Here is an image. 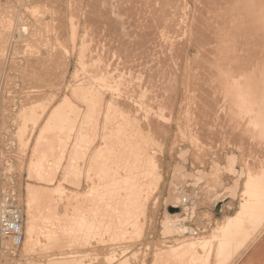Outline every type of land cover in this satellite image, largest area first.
<instances>
[{
	"label": "rangeland",
	"instance_id": "374dc122",
	"mask_svg": "<svg viewBox=\"0 0 264 264\" xmlns=\"http://www.w3.org/2000/svg\"><path fill=\"white\" fill-rule=\"evenodd\" d=\"M214 1L0 0V209L21 213L25 236L19 248L0 239V264H216L222 244L229 264H264V110L251 90L264 0ZM91 89L107 100L103 120ZM129 156L145 164L140 205L117 165ZM181 193L182 215L166 217Z\"/></svg>",
	"mask_w": 264,
	"mask_h": 264
},
{
	"label": "bare ground",
	"instance_id": "6f19581e",
	"mask_svg": "<svg viewBox=\"0 0 264 264\" xmlns=\"http://www.w3.org/2000/svg\"><path fill=\"white\" fill-rule=\"evenodd\" d=\"M215 1H216V0H215ZM215 1H214V2H215ZM208 2H209V1H208ZM92 3H93V2H92ZM206 3H207V1H206ZM212 4H214V3H212ZM93 5H94V4H93ZM206 6H207V5H206ZM258 6H259V5H258ZM223 7H224V6H223ZM249 7H250V6H249ZM253 7H254V6H253ZM53 8H54V7H53ZM124 8H125V7H124ZM218 8H219V7H218ZM263 8H264V6H262V9H263ZM101 9H102V8H101ZM128 9H130V8H128ZM260 9H261V8H260ZM97 10H99V8H98ZM204 10H205V9H204ZM207 10H209V9H207ZM250 10H251V8H250ZM263 10H264V9H263ZM89 11H90V10H89ZM101 11H102V10H101ZM79 12H80V11H79ZM94 12H95V10H94ZM97 12H99V11H97ZM262 12H263V11H262ZM100 13H101V12H100ZM100 13H99V15H100ZM103 13H104V15H102V16H104V18H105V16L107 15V13H105V12H103ZM89 14H90V13H89ZM94 14L96 15V13H94ZM105 14H106V15H105ZM261 14H263V13H261ZM78 15H79V14H78ZM78 15H77V16H78ZM91 15H92V14H91ZM97 15H98V13H97ZM255 15H256V14H255ZM259 15H260V14H259ZM79 16H80V15H79ZM88 16H90V15H88ZM100 16H101V15H100ZM102 16H101V17H102ZM260 16H262V15H260ZM260 16H258V17H260ZM101 17L98 16V18H101ZM106 17H107V16H106ZM98 18H97V19H98ZM108 18H110V17H108ZM92 19H93V16H92ZM95 19H96V18H95ZM97 19H96V20H97ZM106 19H107V18H105V21H106ZM256 19H257V18H256ZM98 20H99V19H98ZM102 20H103V19H102ZM111 20H112V19H111ZM111 20H110V21H111ZM88 21H89V19H88ZM90 21H91V19H90ZM92 21H94V20H92ZM99 21H100V20H99ZM103 21H104V20H103ZM103 21H102V22H103ZM253 21L255 22L256 20H253ZM113 22H114V21H113ZM222 22H223V21H222ZM251 22H252V21H251ZM251 22H250V23H251ZM90 23H92V22H90ZM99 23L101 24V22H99ZM105 23H107V22H105ZM257 23H259V22L257 21ZM257 23H256V24H257ZM87 24H89V23H87ZM100 24H99V26H100ZM112 24H113V23H112ZM140 24H141V23H140ZM220 24H222V23H220ZM252 24H254V23L252 22ZM252 24H250V26H251ZM260 24H261V22H260ZM103 25H104V23H103ZM105 25H107V24H105ZM254 25H255V24H254ZM94 26L97 27L95 24H94ZM113 26H114V24H113ZM113 26H112V27H113ZM256 26H257V25H256ZM263 26H264V24L262 23V26H260V31H261V27H263ZM100 27H101V26H100ZM100 27H97L96 29H98V28H100ZM103 27H104V26H103ZM107 27H109V24L107 25ZM107 27H104V28L107 29V30H110V28H112V27H110V28L108 29ZM115 27H116V26H115ZM25 28H26V27H25ZM88 28H89V25H88ZM91 28L93 29V26L90 27L89 29H91ZM104 28H103V29H104ZM258 28H259V27H258ZM103 29H101V30H103ZM112 29H113V28H112ZM114 29H115V28H114ZM114 29H113L112 31H114ZM117 29H119V28H117ZM117 29H115V30H116L117 33H118V30H117ZM23 30H24V29H23ZM25 30H26V29H25ZM25 30H24V32H25ZM98 30H99V29H98ZM101 30H100V31H101ZM107 30H106V31H107ZM95 31H97V30L94 29V32H95ZM106 31H105V32H106ZM112 31L110 30V32H112ZM260 31H259V33H260ZM263 31H264V29H263ZM91 32H92V31H91ZM97 32H98V31H97ZM102 32H103V31H102ZM105 32H104V33H105ZM84 33H85V32H83L82 34H84ZM92 33H93V32H92ZM95 33H96V32H95ZM113 33H115V32H113ZM117 33H115V34H117ZM263 33H264V32H263ZM263 33H262V34H263ZM76 34H77V33H76ZM97 34H98V33H97ZM99 34H100V33H99ZM99 34H98V35H99ZM105 34L107 35L108 33L106 32ZM111 34H112V33H111ZM91 35H92V34H90V37H91ZM118 35H120V34L118 33ZM121 35H122V34H121ZM260 35H261V33H260ZM260 35H259V36H260ZM263 35H264V34H263ZM94 36H95V35H94ZM110 36H111V35H110ZM259 36H258V37H259ZM81 37H82V36H81ZM83 37H85V36H83ZM87 37H88V36H87ZM95 37H96V36H95ZM108 37H109V35H107V38H108ZM111 37L113 38L114 36H111ZM115 37H117V36H115ZM115 37H114V38H115ZM213 37H214V36H213ZM261 37H262V35H261ZM78 38H80V37H78ZM96 38H97V37H96ZM96 38H95V39H96ZM98 38H99V37H98ZM98 38H97V40H98ZM118 38H119V37H118ZM120 38H121V37H120ZM234 38H235V37H234ZM92 39H93V38H92ZM100 39H101V38H100ZM110 39H111V38H110ZM127 39H128V38H127ZM127 39H126V40H127ZM263 39H264V38H263ZM263 39H262V40H263ZM76 40L78 41L77 37H76ZM81 40H82V39H81ZM86 40H88V39H86ZM86 40H83V41H86ZM90 40H91V39H90ZM102 40H104V38H103ZM102 40H101V41H102ZM106 40H107V39H106ZM116 40H117V39H116ZM116 40H115V41H116ZM126 40H124L123 45H124V44H127V42L125 43ZM143 40H144V39H143ZM234 40H235V39H234ZM258 40L261 41V39H258ZM93 41H94V40H93ZM93 41H92V42H93ZM98 41H99V40H98ZM98 41H97V44H96V45H97V48H98V45H99V44H98ZM121 41H123V40L121 39V40L119 41L118 44H120ZM144 41H145V40H144ZM144 41H143V42H144ZM251 41H252V40H251ZM99 42H100V41H99ZM109 42H110V41H109ZM116 42H117V41H116ZM140 42H141V41H140ZM252 42H253V41H252ZM86 43H87V42H86ZM101 43H102V42H100V44H101ZM114 43H115V42H114ZM114 43H113L112 45H115ZM221 43H222V42H221ZM233 43H234V42H233ZM236 43H237V42H236ZM103 44H104V43H103ZM103 44H102V45H103ZM108 44H109V43H108ZM121 44H122V43H121ZM121 44H120V45H121ZM128 44H130V43L128 42ZM128 44H127L126 46H128ZM219 44H220V43H219ZM245 44H246V43H245ZM257 44H258V42H257ZM257 44H256V45H257ZM263 44H264V43H263ZM263 44L260 43L259 45L263 46ZM91 45H92V44H91ZM138 45H139V44H138ZM220 45H222V44H220ZM223 45H226V44H223ZM81 46H82V44H81ZM88 46H89V45H88ZM93 46H94V45H93ZM100 46H101V45H100ZM108 46H109V45H108ZM118 46H119V45H118ZM126 46H125V47H126ZM139 46H140V45H139ZM250 46H252V43H250ZM261 46H260V48H258L257 46H254V43H253V47H257V48L259 49V51L262 50V49H261ZM101 47H102V46H101ZM103 47L106 48V45L103 46ZM109 47H110V46H109ZM109 47H108V48H109ZM112 47H113V46H112ZM121 47H122V46H121ZM128 47H129V46H128ZM246 47H247V46H246ZM248 47H249V46H248ZM77 48H78V47H77ZM95 48H96V46H95ZM108 48H107V49H108ZM115 48H116V47H114L113 49L115 50ZM131 48H132V47H131ZM249 48H250V47H249ZM249 48H248V49H249ZM251 48H252V47H251ZM262 48H263V47H262ZM81 49H82V48H81ZM90 49H91V48H90ZM101 49H102V48H101ZM101 49H100V50H101ZM110 49L112 50L111 47L109 48V51H110ZM117 49H118V47L116 48V52H117ZM134 49H135V48H134ZM139 49H140V48H139ZM245 49H247V48H245ZM254 49H255V48H252V50H254ZM91 50H92V49H91ZM100 50H99V52H100ZM102 50H103V49H102ZM102 50H101V51H102ZM123 50H124V49H123ZM131 50H132V49H131ZM131 50H130V51H131ZM249 50H250V49H249ZM263 50H264V49H263ZM83 51H84V50H83ZM87 51H89V50H86V52H87ZM109 51H107V52H109ZM112 51H113V50H112ZM119 51H120V50H119ZM127 51H128V49H127ZM143 51H144V50H143V48H142V52H143ZM244 51H246V50H243V52H244ZM247 51H248V50H247ZM247 51L244 52V54H245V53L248 54ZM250 51H251V50H250ZM255 51H256V50H255ZM255 51H254V52H255ZM259 51L257 50V54H258ZM99 52H98V54H99ZM121 52H122V51H121ZM123 52H125V50H124ZM254 52H253V53H254ZM83 53H85V52H83ZM93 53H94V51H93ZM93 53H92V54H93ZM102 53H103V52H102ZM125 53H126V52H125ZM250 53H251V52H250ZM76 54H77V53H76ZM87 54H88V53H87ZM92 54H91V57H92ZM95 54H96V56H97V52H96V51H95ZM111 54H112V53H111ZM111 54L108 53V55H111ZM127 54H129V53H127ZM251 54H252V53H251ZM251 54H249L250 56H249V55L246 56V58H247V57H248V58H249V57L253 58L254 55H253V57H252ZM260 54H262V53H260ZM105 55H106V53H105ZM241 55L243 56V53H242ZM262 55H264V52H263ZM87 56H89V55H87ZM87 56H86V57H87ZM93 56H94V54H93ZM96 56H95V57H96ZM106 56H107V55H106ZM114 56H115V55H114ZM121 56H122V55H121ZM131 56H133V55H131ZM134 56H135V55H134ZM137 56H138V55H137ZM78 57L80 58V56H78ZM115 58H116V57H115ZM121 58H122V57H121ZM133 58H134V57H133ZM138 58H139V59H138ZM138 58H137V59H138V61H139L141 58H140V57H138ZM239 58H241V57H239ZM239 58H238V59H239ZM259 58H261V56H260ZM259 58H258V59H259ZM262 58L264 59V56H263ZM262 58H261L260 60H262V61H263L262 64H264V60H263ZM80 59H82V58H80ZM117 59H118V57H117ZM123 59H124V58H123ZM123 59H122V60H123ZM131 59H132V58H131ZM131 59H130V60H131ZM242 59H244V56H243ZM242 59H241V60H242ZM255 59H256V58H255ZM87 60H89V59H87ZM105 60H106V59H105ZM113 60H114V59H113ZM133 60H135V59H133ZM249 60H250V58H249ZM77 61H78V60H77ZM90 61H91V60H90ZM111 61H112V60H111ZM111 61H109V62H111ZM124 61H127V62H128V60H124ZM252 61H253V60H252ZM256 61H257V59L255 60V62H256ZM83 62H84V61H83ZM102 62H103V61H102ZM109 62H108V63H109ZM115 62H116V61H115ZM117 62H118V61H117ZM117 62H116V63H117ZM130 62H131V61H129V63H130ZM248 62L250 63V61H248ZM260 62H261V61H260ZM86 63H87V62H86ZM88 63H89V62H88ZM88 63H87V64H88ZM92 63H93V62H92ZM96 63H97V62H96ZM99 63H100V62H99ZM113 63H114V61H113ZM116 63H115V64H116ZM240 63H241V62H240ZM68 64H69V63H68ZM82 64L84 65V63H82ZM103 64H104V63H103ZM120 64L122 65V63H120ZM133 64H134V63H133ZM80 65H81V63H80ZM90 65H91V64H90ZM97 65H98V64H97ZM110 65H112V64H110ZM117 65H119V64H117ZM125 65H126V63H125ZM236 65H237V64H236ZM84 66H85V65H84ZM92 66H93V65H92ZM102 66H103V65H102ZM112 66H115V65H112ZM123 66H124V65H123ZM131 66H134V65L131 64ZM260 66H261V64H260ZM82 67H83V66H82ZM97 67H98V66H97ZM106 67L108 68V66H106ZM109 67H110V66H109ZM116 67H117V66H116ZM124 67H127V66H124ZM134 67H135V66H134ZM134 67H133V69H134ZM250 67H253V66H250ZM254 67L256 68V66H254ZM95 68H96V67H95ZM95 68H93V69H95ZM101 68H102V67H101ZM110 68H111V70L113 69V67H110ZM234 68H235V67H234ZM257 68H258V66H257ZM81 69H82V68H81ZM108 69H109V68H108ZM108 69H106V70L108 71ZM118 69H120V68L118 67ZM128 69H129V68H128ZM128 69L126 68L127 71H128ZM226 69H227V68H226ZM229 69H230V67H229ZM238 69H239V68H238ZM252 69H253V68H252ZM263 69H264V67H263ZM90 70H91V69H90ZM99 70H100V69H99ZM106 70H105V72H106ZM114 70H115V69H114ZM124 70H125V68H124ZM135 70H136V68H135ZM231 70H232V69H230L229 72H230ZM260 70H261V69H260ZM260 70L258 69V74H263L264 71H263V70L260 71ZM109 71H110V70H109ZM119 71H120V70H119ZM121 71H122V69H121ZM127 71H126V72H127ZM138 71H139V69H138ZM225 71H226V70H225ZM242 71H243V70H242ZM249 71H251V70H249ZM262 71H263V73H261ZM84 72H86V71H84ZM101 72H102V73H101V76L103 77L102 74H103L104 70L101 71ZM112 72H113V71H112ZM112 72H110V73H112ZM131 72L133 73L134 70H132ZM226 72H227V71H226ZM235 72H236V71H235ZM246 72H248V71H246ZM252 72H253V71H252ZM95 73H96V71H95ZM97 73H98V71H97ZM132 73H131V74H132ZM134 73H136V72H134ZM139 73H140V72H139ZM233 73H234V72H233ZM254 73H255V72H254ZM41 74H42V73H41ZM82 74H83V73H82ZM107 74H108V73H107ZM117 74H119V73H117ZM127 74H128V73H127ZM142 74H143V73H142ZM242 74H243V73H242ZM244 74H245V73H244ZM248 74H250V73H248ZM255 74H257V73H255ZM258 74H257V76L255 75V77H258V80H256V81L253 82V88H252L251 90L255 89V91H257V95H260V96H259L260 98L258 99V102H257V104H256L255 106L259 105L260 109H261V110H264V74L261 75V76H259ZM36 75H37V74H36ZM49 75H50V74H49ZM96 75H97V74H96ZM98 75H100V74H98ZM137 75H138V74H137ZM137 75L135 74V77H136ZM250 75H251V74H250ZM252 75H254V74H252ZM105 76H106V75H105ZM105 76H104V78H105ZM111 76H112V75H111ZM114 76H115V75H114ZM119 76H120V75H119ZM142 76H143V75H142ZM245 76H246V75H245ZM82 77H83V76H82ZM102 77H101V78H102ZM116 77H117V76H115V78H116ZM132 77H133V76H131V78H132ZM243 77H244V76H243ZM255 77H254V79H255ZM41 78H42V76H41ZM47 78H48V77H47ZM78 78H79V77H78ZM91 78H92V77H91ZM111 78H113V77H111ZM121 78H122V77H121ZM141 78H142V77H141ZM143 78H144V77H143ZM249 78H250V77H249ZM98 79H99V77H98ZM98 79H97V80H98ZM124 79H125V77H124ZM134 79H135V78H134ZM134 79L132 78V80H134ZM238 79H239V78H238ZM44 80H45V79H44ZM110 80H111V79H110ZM110 80H109V81H110ZM118 80H119V78H118ZM132 80H131V81H132ZM144 80H146V77H145ZM149 80H150V79H149ZM246 80H247V79H246ZM248 80H249V79H248ZM73 81H74V80H73ZM73 81H72V82H73ZM86 81H87V80H86ZM104 81H105V80H104ZM106 81H107V80H106ZM116 81H117V80H116ZM122 81H123V80H122ZM126 81H127V80H126ZM129 81H130V79H129ZM129 81H128V83H129ZM31 82H32V81H31ZM44 82H45V81H44ZM75 82H76V81H75ZM75 82H74V83H75ZM81 82H82V81H81ZM83 82H85V81H83ZM97 82H98V81L95 82L96 85H97ZM118 82H119V81H118ZM133 82H134V81H133ZM133 82H132V84H133ZM143 82H144V81H143ZM147 82H148V81H147ZM247 82H248V81H247ZM249 82H250V81H249ZM27 83H28V82H27ZM76 83H77V82H76ZM90 83H91V82H90ZM100 83H101V82H100ZM111 83H112V82H111ZM239 83H240V82H239ZM250 83H251V82H250ZM69 84H70V83H69ZM72 84H73V83H72ZM72 84H71V85H72ZM78 84H79V83H78ZM88 84H89V83H88ZM88 84H87V87L90 88V84H89V85H88ZM120 84H122V83H120ZM126 84H127V83H125L124 85H126ZM139 84L142 85V83H140V82H139ZM139 84H138V85H139ZM143 84H144V83H143ZM145 84H146V82H145ZM244 84H245V82H244ZM71 85H70V86H71ZM79 85H80V84H79ZM85 85H86V84H85ZM99 85L101 86V84H99ZM106 85H107V84H106ZM109 85H110V84H109ZM240 85H243V84H239V86H240ZM247 85H248V83H247ZM250 85H251V84H250ZM250 85H249V86H250ZM74 86H75V84H74ZM74 86H73V87H74ZM76 86H77V85H76ZM94 86H95V85H94ZM94 86H93V89H94ZM121 86H123V85H121ZM129 86H131V84H130ZM135 86H136V85H135ZM135 86H133V87H135ZM147 86H148V85H147ZM244 86H246V84H245ZM73 87H70V88L73 89ZM97 87H98V86H97ZM97 87H96V88H97ZM104 87H105V86H104ZM104 87H103V88H104ZM107 87H108V86H107ZM107 87H105V88H107ZM113 87H114V86H113ZM141 87H142V86H141ZM68 88H69V86H68ZM68 88H67V90H68ZM74 88H75V87H74ZM80 88H81V87H79V89H80ZM85 88H86V87H85ZM91 88H92V87H91ZM105 88H104V89H105ZM135 88H137V86H136ZM148 88H149V87H148ZM241 88H242V89H240V90L242 91V90H243V87H241ZM245 88H246V87H245ZM248 88H249V87H248ZM250 88H251V86H250ZM250 88H249V89H250ZM76 89H78V87H77ZM82 89H83V87H82ZM107 89H109V88H107ZM126 89H127V88H125L124 90H126ZM131 89H132V88H131ZM131 89H129V91H131ZM144 89H145V88H144ZM69 90H70V89H69ZM83 90H84V89H83ZM95 90H97V89H95ZM95 90H94V91H95ZM112 90H113V89H112ZM127 90H128V89H127ZM62 91H63V90H62ZM70 91H71V90H70ZM73 91H75V90L73 89ZM73 91H72V92H73ZM76 91L79 92L78 90H76ZM87 91H88V88H87ZM94 91L91 89L90 92H89V93L92 95V106H91V105H89V106L93 107V110H94V111H92V112H94V116H95L96 118H101V116H102V111H103V108H104V107L102 108L101 106H103L104 104H107V103H105L107 100L105 101V100H103V99H98V98H99V97H98V94H97V92L93 93ZM108 91H109V90H108ZM129 91H128V92H129ZM136 91H140V90H138V89H137V90L134 89L133 92H136ZM60 92H61V91H60ZM72 92H71V93H72ZM109 92H110V91H109ZM113 92H114V91H113ZM117 92H118V91H117ZM143 92H144V91H143ZM73 93H74V92H73ZM80 93H82V91H80ZM85 93H86V91H85ZM85 93H84V94H85ZM110 93H111V92H110ZM121 93H122V92H121ZM129 93H130V92H129ZM131 93H132V92H131ZM136 93H138V92H136ZM136 93H135V94H136ZM242 93H243V92H242ZM77 94H78V93L75 92V95H77ZM90 94H89V95H90ZM118 94H119V93H118ZM125 94H126V93H125ZM132 94H133V93H132ZM141 94H142V93H141ZM144 94H145V93H144ZM149 94H150V93H149ZM230 94H231V93H230ZM248 94H249V92H248ZM80 95H81V94H80ZM87 95H88V94H87ZM91 95H90V96H91ZM112 95H115V97H116V94H112ZM122 95H123V93H122ZM133 95H134V94H133ZM133 95H132V96H133ZM137 95H138V94H137ZM147 95H148V94H147ZM244 95H245V94H244ZM66 96H67V94H66ZM77 96H78V95H77ZM135 96H136V95H135ZM143 96H144V95H143ZM148 96H149V95H148ZM247 96H248V95H247ZM249 96H250V95H249ZM251 96H253V95L251 94ZM80 97H81V96H80ZM80 97H79V98H80ZM120 97H121V95H120ZM120 97H118V98H120ZM123 97H124V96H123ZM255 97H256V95H255ZM76 98H77V97H76ZM82 98H86V94H85V97H83V95H82ZM87 98L89 99L88 96H87ZM124 98L126 99V97H124ZM140 98H141V96H140ZM252 98L254 99V96H253ZM80 99H81V98H80ZM108 99H109V98H108ZM145 99H147V98L145 97ZM145 99H144V100H145ZM89 100H90V99H89ZM115 100H116V99H115ZM123 100H124V99H123ZM127 100H128V103H129V100H130V99H127ZM84 101H85V100H84ZM84 101H83V100H81V101L78 100V102H82V103H83ZM147 101H148V100H147ZM147 101H146V102H147ZM244 101H246V100H244ZM85 102H87V104L83 103L84 105H88V104H89L88 101H87V99H86ZM108 102H109V101H108ZM143 102H145V101H143ZM146 102H145V103H146ZM255 102H256V101H255ZM255 102H254V103H255ZM110 103H111V104L114 103L112 99H111V102H110ZM124 103H125V102H124ZM124 103H122V104L124 105ZM128 103H127V104H128ZM141 103H142V102H141ZM145 103L142 104V105H145ZM158 103H159V102H158ZM158 103H157V104H158ZM258 103H259V104H258ZM139 105H140V104H139ZM249 105H251V104H249ZM249 105H248V106H249ZM59 106H60V105H59ZM108 106H109V105H108ZM126 106H127V105H126ZM253 106H254V105H253ZM50 107H51V106H50ZM105 107H106V106H105ZM136 107H137V106H136ZM250 107H252V106H250ZM250 107H249V108H250ZM88 108H89V107H88ZM96 108H99V109H100L99 111H100L101 115H99V112L96 111V110H97ZM101 108H102V109H101ZM247 108H248V107H247ZM249 108H248V109H249ZM50 109H51V108H50ZM59 109H60V108H59ZM59 109H58V108L54 109L53 113L57 112ZM91 109H92V108H90L89 114H91V113H90V112H91ZM253 109H254V107H253ZM257 109H258V106H257ZM257 109H256V110H257ZM260 109H259L260 113L257 112V113H259V117H260V115L262 114ZM39 110H41V109H39ZM107 110H109V109H107ZM38 112H39V111H38ZM109 112H110V111H109ZM252 112H254V111H252ZM252 112H251V115H252ZM26 113H27V112H26ZM39 113H40V112H39ZM53 113H51V115H52ZM105 113H106V112H105ZM144 113H146V112H144ZM144 113H143V114H144ZM257 113H255V114H257ZM36 114H37V113H36ZM110 114H112V113H110ZM253 114H254V113H253ZM26 115H27V114H26ZM26 115H25V116H26ZM144 115H145V114H144ZM27 116H28V115H27ZM92 116H93V115H92ZM121 116H122V115H121ZM140 116H141V115H140ZM252 116H253V115H252ZM257 116H258V115H257ZM89 117H90V115H89ZM111 117H112V115H111ZM116 117H117V116H116ZM138 117H139V116H138ZM144 117H145V116H144ZM255 117H256V116H255ZM92 118H93V117H92ZM103 118H104V117L102 116V119H101V120H103ZM139 118H140V117H139ZM142 118H143V117H142ZM260 118H262V115H261ZM263 118H264V117H263ZM263 118L261 119V121L263 120ZM31 119H32V118H31ZM104 119H105V118H104ZM118 119H119V117H118ZM118 119L116 120V119L114 118V121L116 120L115 123H117ZM121 119H122V118L120 117V120H121ZM253 119H254V117H253ZM49 120H50V119H49ZM49 120H47V121L49 122ZM112 120H113V119H111L110 116H109V121H110V123H111ZM144 120H145V119H144ZM254 120L256 121V119H254ZM254 120H253V121H254ZM34 121H35V120H34ZM52 121H54V117H53V120H52ZM257 121H258V119H257ZM118 122H119V121H118ZM259 122H260V121H259ZM31 123H32V122H31ZM46 123H47V122H46ZM50 123H51V120H50ZM101 123H102V122H101ZM255 123H256V122H255ZM262 123H264V122L262 121ZM51 124H52V123H51ZM262 125H263V124H262ZM32 127H33V126H32ZM48 127H49V126H48ZM254 127H255V126H254ZM50 128H51V126H50ZM77 129H78V128H77ZM262 129H263V128H262ZM43 130H44V129H43ZM43 132H44V131H43ZM56 132H57V131H56ZM78 133H79V132H78ZM78 133H77V134H78ZM40 134H41V133H40ZM52 134H53V133H52ZM45 135H46V133H45ZM52 136H53V135H52ZM74 136H75V135H74ZM76 136H77V135H76ZM39 137H40V135H39ZM102 137H106V136L104 135V133H103ZM44 138H45V136H44ZM106 139H108L107 142H106V145L108 146V148H109L110 150L115 149V146L113 145V140H112V139H109V138H106ZM37 140H38V139H37ZM40 140H41V139H40ZM46 141H47V140H46ZM70 147H71V146H70ZM68 149H69V147H68ZM71 150H72V149H71ZM74 150H75V149H74ZM132 151H133V148L131 149V152H132ZM67 153H68V152H67ZM75 153H76V152H75ZM75 153H74L73 157H75ZM137 157H138L139 159H140V158H143V157H141V156H137ZM131 161H132V159L130 160V156H129V157H127V159H125L124 162H123V161H120V159H119L117 165H118V166L121 165V167H122V172H123V174L127 177V180H126V182H125V186H124V187H125V190H126L127 192L132 191L134 194H136V195L138 196V199H139L138 204L140 205V204H141L140 202L143 201V197H144V196H143V194H144V193H143V192H144V189L141 190V187H142L144 181L141 180V179H145V176H146V172H145V164H144L143 161L140 159V160H138V164H135V165H133V167H131ZM101 162H102V160H101ZM110 164H111V163H110ZM110 164H109V165H110ZM127 166H130L129 171H133V172L136 171V172H135V173H132L133 175H129V173H128L129 171L127 172V170H128V169H127ZM134 170H135V171H134ZM112 188H113L112 190H114V192H117L116 187H115V180H114V178H113V186H112ZM144 195H145V194H144ZM146 195H147V194H146ZM146 195H145V196H146ZM114 196H115V197H113V198L116 199V200H118V201H116V202L113 203V204H114L115 206H117V207H120V208L122 207V208H121L122 211H119V212L121 213L120 215H123V216H125V217H126L127 215H129L130 212H131V211H130V204H128V203H127L126 201H124V200H119V199H117V193H115ZM113 201H114V200H113ZM142 203H143V202H142ZM138 204H137V205H138ZM142 205H143V204H142ZM137 208H138V207H137ZM75 209L78 210L77 208H75ZM76 210H75V212H76ZM137 211H138V210H137ZM75 212H74V213H75ZM77 212H78V211H77ZM85 212H86V211H85ZM135 212H136V211H135ZM139 212H140V211H139ZM81 213H82V211H81ZM89 213H90V211H89ZM75 214H76V213H75ZM79 214H80V213H79ZM79 214H77V215H79ZM87 214H88V213H86L85 216H86ZM57 215H58V214H57ZM77 215H75V216H77ZM137 215H138V213H137ZM79 216H81V215H79ZM82 216H83V214H82ZM138 216H139V215H138ZM141 216H143V215H141ZM120 217H121V216H120ZM140 218H141V217H140ZM137 220H138V219H137ZM80 221H81V219L79 220V222H80ZM32 222H33V221H32ZM32 222H30V221L28 222V226L31 227V228H32V226H33ZM52 222H53V221H52ZM79 222H78V223H79ZM100 222H101V221H100ZM33 223H34V222H33ZM59 224H60V223H59ZM68 224H70V223H68ZM72 224H74V223H72ZM137 224H138V223H137ZM68 226H69V225H68ZM68 226H67V230H68ZM49 227H50V226H49ZM46 228H47V227H45L44 229H46ZM64 228H65V227H64ZM64 228H62V230H63ZM139 228H141V227H139ZM50 229H51V227H50ZM51 230H52V229H51ZM59 230H60V229H59ZM77 230H79V229H77ZM54 231H55V230H54V228H53V232H54ZM60 231H61V230H60ZM69 231H70V230H69ZM71 231H72V229H71ZM79 231H81V228H80ZM57 232H58V231H57ZM62 232L64 233V230H63ZM67 232H68V231H67ZM63 233H61V234H63ZM71 233H72V232H71ZM71 233L69 232V234H67V235H70ZM78 233H80V232H78ZM78 233H77L76 235H78ZM56 234H57V233H56ZM57 235H58V234H57ZM73 235L75 236L74 232H73ZM58 236H59V235H58ZM64 236L66 237V235H64ZM78 236H79V235H78ZM75 237H77V236H75ZM80 238H81V237H80ZM74 239H76V238H74ZM74 239H73V240H74ZM78 242H79V240H78ZM220 244H221V243H220ZM230 244H231V243H230ZM230 244H229V248L231 249ZM222 245L224 246V249H221V247L219 248L220 250L218 249V251H220V253H219V255L217 256V258H216L215 260H216V261L218 260L219 262H216V264H227L228 261L230 262V260H228V257H227V255H229V253H228V252H225V250H226V249H225V246L227 247V244H226V245L222 244ZM233 247H234V246H233ZM229 248H228V249H229ZM226 251H228V250H226ZM87 252H88V251H87ZM227 253H228V254H227ZM241 255H242V254H241ZM241 255H240V256H241ZM230 256H231V255H230ZM240 256H238V257H234V259H233V261H232L231 264H238L239 260L241 259ZM75 257H78V256H75ZM231 257H232V256H231ZM231 257H230V258H231ZM226 258H227V259H226ZM231 259H232V258H231ZM84 262H85V261H84ZM214 262H215V261H214ZM220 262H221V263H220ZM211 264H212V263H211ZM228 264H229V263H228Z\"/></svg>",
	"mask_w": 264,
	"mask_h": 264
},
{
	"label": "built area",
	"instance_id": "2783aa9c",
	"mask_svg": "<svg viewBox=\"0 0 264 264\" xmlns=\"http://www.w3.org/2000/svg\"><path fill=\"white\" fill-rule=\"evenodd\" d=\"M23 217L17 210H11L6 204L0 209V239H11L19 248L24 243Z\"/></svg>",
	"mask_w": 264,
	"mask_h": 264
},
{
	"label": "water",
	"instance_id": "95a60500",
	"mask_svg": "<svg viewBox=\"0 0 264 264\" xmlns=\"http://www.w3.org/2000/svg\"><path fill=\"white\" fill-rule=\"evenodd\" d=\"M180 201L181 203H173L170 202L166 205V217H171L173 215H176L177 217H180L183 213V205L186 204L189 200L188 195H186L185 193H181L180 195ZM223 207V203L222 202H218L216 207H215V214L217 217H221V208Z\"/></svg>",
	"mask_w": 264,
	"mask_h": 264
}]
</instances>
